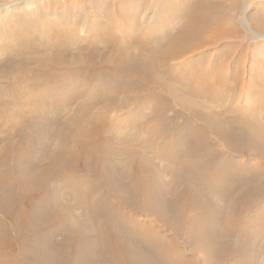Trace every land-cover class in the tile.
Instances as JSON below:
<instances>
[{
	"label": "bare ground",
	"instance_id": "obj_1",
	"mask_svg": "<svg viewBox=\"0 0 264 264\" xmlns=\"http://www.w3.org/2000/svg\"><path fill=\"white\" fill-rule=\"evenodd\" d=\"M244 1L0 5V264H264V8Z\"/></svg>",
	"mask_w": 264,
	"mask_h": 264
},
{
	"label": "rangeland",
	"instance_id": "obj_2",
	"mask_svg": "<svg viewBox=\"0 0 264 264\" xmlns=\"http://www.w3.org/2000/svg\"><path fill=\"white\" fill-rule=\"evenodd\" d=\"M6 1L8 2V1H11V0H2V2H0V5L3 4V2L5 3ZM219 1H221L222 4L224 5L225 9H227L230 12H232L235 17H237V18L239 17L240 18V17L243 16V14H242L241 11H242V9H244L246 7V4H247L244 0H219ZM263 2H264V0H254V1H251L250 7L248 8V14H251L253 12H256V11L264 8V3ZM43 3H45V2L43 1ZM25 8L28 9V10L31 9L30 7H26V6L23 7L22 6V7H20L21 10H19V8H18V10H19V12L20 11L22 12ZM11 9L12 8H10L9 10L11 11ZM18 10L16 9V11H18ZM10 18L12 19V17H10ZM0 27H3V26L0 24ZM29 29H33V28L31 27ZM32 31H34V30H32ZM1 42L2 41H0V58L3 57V54L5 52V46ZM184 256H186L187 258L188 257L191 258V257H193V254L191 253V255L189 256L188 255V251L187 252L185 251ZM195 257H197L196 264H203V257L201 255L200 256L195 255Z\"/></svg>",
	"mask_w": 264,
	"mask_h": 264
},
{
	"label": "clouds",
	"instance_id": "obj_3",
	"mask_svg": "<svg viewBox=\"0 0 264 264\" xmlns=\"http://www.w3.org/2000/svg\"><path fill=\"white\" fill-rule=\"evenodd\" d=\"M0 2H2V0H0ZM37 0H33V8L36 6ZM51 16V15H49Z\"/></svg>",
	"mask_w": 264,
	"mask_h": 264
}]
</instances>
